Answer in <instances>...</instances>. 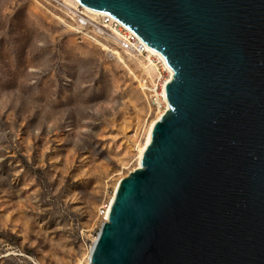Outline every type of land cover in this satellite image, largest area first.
Instances as JSON below:
<instances>
[{
    "label": "water",
    "instance_id": "obj_1",
    "mask_svg": "<svg viewBox=\"0 0 264 264\" xmlns=\"http://www.w3.org/2000/svg\"><path fill=\"white\" fill-rule=\"evenodd\" d=\"M172 72L89 264H264V0H79Z\"/></svg>",
    "mask_w": 264,
    "mask_h": 264
},
{
    "label": "rangeland",
    "instance_id": "obj_2",
    "mask_svg": "<svg viewBox=\"0 0 264 264\" xmlns=\"http://www.w3.org/2000/svg\"><path fill=\"white\" fill-rule=\"evenodd\" d=\"M69 15L46 0H0V264H86L162 111L146 90L159 77L148 61L120 59Z\"/></svg>",
    "mask_w": 264,
    "mask_h": 264
},
{
    "label": "built area",
    "instance_id": "obj_3",
    "mask_svg": "<svg viewBox=\"0 0 264 264\" xmlns=\"http://www.w3.org/2000/svg\"><path fill=\"white\" fill-rule=\"evenodd\" d=\"M46 3L60 10L65 8L68 14H70L69 18L73 21L76 28H78V32L80 31L84 33V35L98 41L101 46L107 44V47H112L108 46L112 44L113 47L111 49H116L125 55L138 57H144L149 53L144 40L140 39L136 33L129 30L120 21L107 13L92 17L87 9L78 3H76L74 7L68 5L64 0H46ZM103 47L111 51L109 48ZM153 60L157 64L156 73L159 76L158 80L155 84L152 83V87L148 86L147 80L144 81V84L148 86L146 90L151 92L153 96V104L158 110H161L165 107V99L161 94L162 83L165 80L162 79V73H167V71L163 62L158 58L154 57ZM103 213L104 211H102V215Z\"/></svg>",
    "mask_w": 264,
    "mask_h": 264
},
{
    "label": "bare ground",
    "instance_id": "obj_4",
    "mask_svg": "<svg viewBox=\"0 0 264 264\" xmlns=\"http://www.w3.org/2000/svg\"><path fill=\"white\" fill-rule=\"evenodd\" d=\"M65 1V0H64ZM67 1V0H66ZM71 2L70 3V6H72V7H74L75 6V4L76 3H78V4H81V5H83L86 9H87V11H88V13L89 14H91L92 15V17H94V16H100V15H103V13H105V12H100V11H95V10H92V9H90V8H88V7H86L84 4H82L79 0H68V2ZM124 25V24H123ZM125 26V25H124ZM128 28V27H127ZM129 29V28H128ZM130 30V29H129ZM132 31V30H131ZM140 39H142L141 37H139ZM143 40V39H142ZM147 45V44H146ZM105 47H107V46H105ZM147 47H148V50H149V53H148V55H146V56H144V58L146 59V61H148V64L147 65H143L144 66V68H148L149 67V65L150 66H152L154 69H155V71H156V69H157V64L155 63V61L153 60V58L154 57H156V58H158L161 62H163V64L165 65V69H166V71L168 72V77L164 80V82L162 83V92H161V94L163 95V97H164V99H165V93H166V88H167V85L169 84V82H170V80L172 79V72L169 70V68L167 67V65H166V63H165V61H164V59L159 55V54H157V53H155L148 45H147ZM108 48V47H107ZM110 49V48H109ZM111 51H112V53L113 54H115V55H118V57L121 59V52H119V51H117V50H114V49H110ZM128 56H132V55H128ZM132 57H134V56H132ZM138 57V56H137ZM143 57V56H142ZM143 58V59H144ZM138 59V58H137ZM142 85V84H141ZM167 109H169V106H168V103H167V101H166V99H165V107L163 108V109H161L162 111L161 112H159V114H158V116L154 119V120H152L150 123H149V125H148V127H147V130H146V133H145V137H144V141H143V143L141 144V145H139L138 147H137V169L138 168H140V161H141V159L143 158V156H144V154H145V152H146V150H147V148H148V146H149V143H150V139H151V136H152V133H153V130H154V128H155V126H156V124L158 123V121L161 119V117L164 115V113L166 112V110ZM136 170V169H135ZM123 179H120L118 182H117V184L115 185V188H114V192H113V195L111 196V198H110V200H109V202H108V204L105 206L106 207V209L104 210V213H103V223L104 222H106L107 220H108V216H109V213H110V211H111V207H112V205H113V202H114V199H115V196H116V193H117V191H118V189H119V186H120V183H121V181H122ZM102 223V224H103ZM97 238H98V235L95 237V239H94V243L96 242V240H97ZM94 243H93V245H94ZM92 248H93V246L90 248V250H89V253H88V256H87V259H86V264H89V262H90V257H91V251H92Z\"/></svg>",
    "mask_w": 264,
    "mask_h": 264
}]
</instances>
